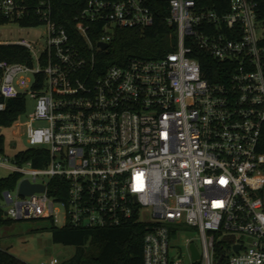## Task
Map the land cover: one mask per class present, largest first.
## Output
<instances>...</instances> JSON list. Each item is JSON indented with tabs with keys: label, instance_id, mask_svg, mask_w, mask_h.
Here are the masks:
<instances>
[{
	"label": "built area",
	"instance_id": "1",
	"mask_svg": "<svg viewBox=\"0 0 264 264\" xmlns=\"http://www.w3.org/2000/svg\"><path fill=\"white\" fill-rule=\"evenodd\" d=\"M258 3L230 0L229 11L219 14L195 0H168L175 50L98 73L96 54L107 51L117 29L153 25L147 0H90L75 28L85 50L52 21L48 0L34 9L0 0L7 22L33 14L45 29L36 45L0 44L29 54L27 64L0 60V97L36 100L23 126L28 149L45 153L38 156L40 168L14 158L9 169L20 179L2 194L4 219L48 220L57 227L61 218V228L76 230L138 225L143 264H180L171 260V239L188 227L200 241V249L187 245L190 258L192 244L200 254L193 264L221 258V264H264V154L258 151L264 22ZM195 49L220 72L207 78L190 57ZM24 181L44 189L20 196Z\"/></svg>",
	"mask_w": 264,
	"mask_h": 264
},
{
	"label": "trees",
	"instance_id": "2",
	"mask_svg": "<svg viewBox=\"0 0 264 264\" xmlns=\"http://www.w3.org/2000/svg\"><path fill=\"white\" fill-rule=\"evenodd\" d=\"M23 2L30 9L37 7L43 0H16ZM51 5V18L58 26L63 27L71 42L81 50L85 45L76 32L77 18L88 7L90 0H48ZM199 8L213 10L219 14L229 11L230 0H195ZM148 6L154 15L153 25L146 29H117L105 52L96 54V69L98 73L105 72L112 66H125L131 59L160 60L174 51L177 45V32L167 24L170 15L168 0H147ZM258 14L264 22V0H259ZM9 24L0 17V26ZM21 28H37L43 22L31 14L28 19L15 23ZM96 26V25H94ZM95 27H93L94 29ZM99 33L90 32L93 43L97 41ZM264 45V42H263ZM201 64L203 74L210 78L220 70V66L202 51L195 49L190 55ZM0 60L8 63L27 64L30 62L28 52L18 46L0 45ZM211 71H208V69ZM220 72V71H219ZM5 103V109L0 111V127L11 128L18 123L20 116L25 112L26 98L20 97L4 101L0 97V104ZM4 137L0 135V154L4 151ZM258 151L264 154V129ZM45 156L39 149H27L19 152L15 159L22 162H33V166L40 168L38 156ZM20 177L10 174L0 178V199L2 194L13 191ZM11 220L4 219L0 208V229L9 226ZM52 240L56 244L74 248L71 258L62 264H143V237L141 226L127 225L122 228L106 230H76L69 227L57 228L51 226ZM221 248L218 247L220 252ZM0 264H27L15 256L0 249Z\"/></svg>",
	"mask_w": 264,
	"mask_h": 264
},
{
	"label": "rangeland",
	"instance_id": "3",
	"mask_svg": "<svg viewBox=\"0 0 264 264\" xmlns=\"http://www.w3.org/2000/svg\"><path fill=\"white\" fill-rule=\"evenodd\" d=\"M44 32L43 27L21 28L15 23H9L0 26V44L26 40L36 45L37 41L44 37ZM35 105L36 100L27 96L25 112L20 116L18 123L11 128L0 127V135L4 137V151L0 154V178H6L12 174L9 168H14L15 156L29 148L23 125L34 111ZM0 206L3 211L8 210L7 204L2 199H0ZM56 209L59 210L58 207ZM51 226L52 223L48 220L12 222L9 226L0 229V249L27 264H43L51 259H57L59 264H62L73 256L75 250L72 247L54 243ZM56 226L62 227L61 218ZM191 242L200 249L197 232L188 227H180L178 233L171 239V247L175 249L171 252V260H179L180 264H193L187 246Z\"/></svg>",
	"mask_w": 264,
	"mask_h": 264
},
{
	"label": "water",
	"instance_id": "4",
	"mask_svg": "<svg viewBox=\"0 0 264 264\" xmlns=\"http://www.w3.org/2000/svg\"><path fill=\"white\" fill-rule=\"evenodd\" d=\"M99 47L101 50H106L108 46L106 44H99ZM43 187L41 186H35V185H30L27 181H24L21 183L20 188H19V195L26 197V196H31L34 193L42 192ZM235 250H239V247H236ZM190 252H191V259L193 262H196L200 259V254L194 244L190 245ZM222 258L219 260L217 264H221Z\"/></svg>",
	"mask_w": 264,
	"mask_h": 264
}]
</instances>
